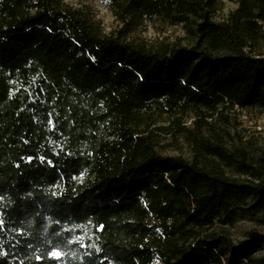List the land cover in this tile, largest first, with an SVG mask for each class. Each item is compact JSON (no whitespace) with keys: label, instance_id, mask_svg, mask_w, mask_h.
Returning a JSON list of instances; mask_svg holds the SVG:
<instances>
[{"label":"trees","instance_id":"16d2710c","mask_svg":"<svg viewBox=\"0 0 264 264\" xmlns=\"http://www.w3.org/2000/svg\"><path fill=\"white\" fill-rule=\"evenodd\" d=\"M230 1L110 0L107 31L66 0H0V264L248 255L227 226L264 208V153L216 121L264 108V0ZM155 18L183 34L132 38ZM180 134L189 156L164 153Z\"/></svg>","mask_w":264,"mask_h":264},{"label":"rangeland","instance_id":"374dc122","mask_svg":"<svg viewBox=\"0 0 264 264\" xmlns=\"http://www.w3.org/2000/svg\"><path fill=\"white\" fill-rule=\"evenodd\" d=\"M66 2L90 12L101 21L107 31L117 24L110 0H66ZM234 7L235 3L224 0V8L219 17L225 16ZM182 34L181 25L155 18L152 21H144L131 36L147 44H156L160 41L173 40ZM192 119V115L188 114L183 122L187 126H192ZM216 124L220 128L229 130L231 140L235 143L244 144L256 153H264V108L238 106L227 108L222 115L218 116ZM160 142L168 146L163 149L164 153L181 154L185 157L190 154L191 149L187 139L181 134L163 135ZM262 215H264V208L256 216ZM256 216L251 215L245 208L239 212L235 221L227 226L228 234L235 243L243 239L258 240L248 255H239L236 264H264V224Z\"/></svg>","mask_w":264,"mask_h":264},{"label":"snow or ice","instance_id":"6c2138e0","mask_svg":"<svg viewBox=\"0 0 264 264\" xmlns=\"http://www.w3.org/2000/svg\"><path fill=\"white\" fill-rule=\"evenodd\" d=\"M55 256L59 257L60 253L59 252H56L54 253Z\"/></svg>","mask_w":264,"mask_h":264}]
</instances>
